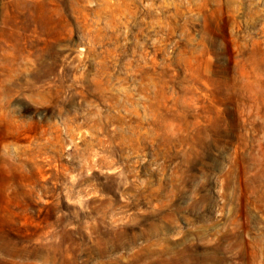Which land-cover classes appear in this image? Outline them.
<instances>
[{"label": "rangeland", "instance_id": "rangeland-1", "mask_svg": "<svg viewBox=\"0 0 264 264\" xmlns=\"http://www.w3.org/2000/svg\"><path fill=\"white\" fill-rule=\"evenodd\" d=\"M0 264H264V0H0Z\"/></svg>", "mask_w": 264, "mask_h": 264}]
</instances>
